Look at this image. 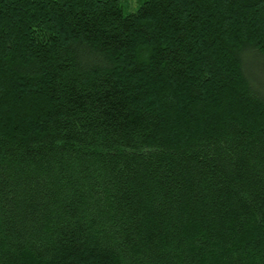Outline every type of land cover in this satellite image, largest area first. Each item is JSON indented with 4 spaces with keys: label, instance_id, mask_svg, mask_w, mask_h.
Instances as JSON below:
<instances>
[{
    "label": "trees",
    "instance_id": "trees-1",
    "mask_svg": "<svg viewBox=\"0 0 264 264\" xmlns=\"http://www.w3.org/2000/svg\"><path fill=\"white\" fill-rule=\"evenodd\" d=\"M0 264H264V0H0Z\"/></svg>",
    "mask_w": 264,
    "mask_h": 264
},
{
    "label": "rangeland",
    "instance_id": "rangeland-1",
    "mask_svg": "<svg viewBox=\"0 0 264 264\" xmlns=\"http://www.w3.org/2000/svg\"><path fill=\"white\" fill-rule=\"evenodd\" d=\"M143 1L145 0H124L126 11H136Z\"/></svg>",
    "mask_w": 264,
    "mask_h": 264
}]
</instances>
